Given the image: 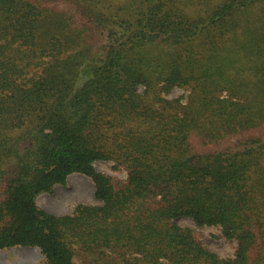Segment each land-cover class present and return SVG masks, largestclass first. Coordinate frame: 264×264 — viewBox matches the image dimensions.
Returning a JSON list of instances; mask_svg holds the SVG:
<instances>
[{
	"label": "trees",
	"instance_id": "16d2710c",
	"mask_svg": "<svg viewBox=\"0 0 264 264\" xmlns=\"http://www.w3.org/2000/svg\"><path fill=\"white\" fill-rule=\"evenodd\" d=\"M73 174L101 205L42 210ZM14 247L48 264H264V0H0V250Z\"/></svg>",
	"mask_w": 264,
	"mask_h": 264
},
{
	"label": "rangeland",
	"instance_id": "374dc122",
	"mask_svg": "<svg viewBox=\"0 0 264 264\" xmlns=\"http://www.w3.org/2000/svg\"><path fill=\"white\" fill-rule=\"evenodd\" d=\"M183 94H186L183 90L176 89L170 98H176ZM112 165V163L101 161L95 163L99 172L125 179L126 172L113 171ZM101 203L96 198L94 183L90 178L81 174L69 176L66 185H56L53 194H41L37 198V204L42 210L56 216L72 214L79 204L101 205ZM177 222L181 226L197 231L202 242L210 251L224 258L233 257L235 242L229 243L225 239L219 238L221 235L219 229L214 227L198 228L187 217L180 218ZM0 264H48V262L39 248L14 247L0 250Z\"/></svg>",
	"mask_w": 264,
	"mask_h": 264
}]
</instances>
